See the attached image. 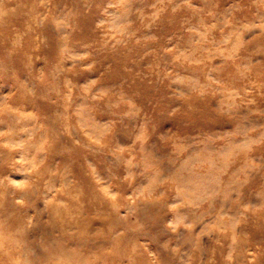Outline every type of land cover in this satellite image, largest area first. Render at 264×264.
I'll return each mask as SVG.
<instances>
[{"label":"rangeland","instance_id":"1","mask_svg":"<svg viewBox=\"0 0 264 264\" xmlns=\"http://www.w3.org/2000/svg\"><path fill=\"white\" fill-rule=\"evenodd\" d=\"M0 204V264H264V0H0Z\"/></svg>","mask_w":264,"mask_h":264},{"label":"clouds","instance_id":"2","mask_svg":"<svg viewBox=\"0 0 264 264\" xmlns=\"http://www.w3.org/2000/svg\"><path fill=\"white\" fill-rule=\"evenodd\" d=\"M12 195L15 197V194H12ZM161 196H163V189L161 190ZM22 202H23V197H21L20 200H16L14 198L12 201V207L15 208L16 204H20ZM152 204H153L152 201L144 202L142 204V214L145 218H147L151 214ZM0 208H3V204H0ZM10 247L14 249L15 245L12 244V245H10Z\"/></svg>","mask_w":264,"mask_h":264}]
</instances>
